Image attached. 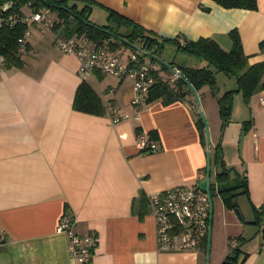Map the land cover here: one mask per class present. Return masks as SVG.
<instances>
[{"label":"crops","instance_id":"1","mask_svg":"<svg viewBox=\"0 0 264 264\" xmlns=\"http://www.w3.org/2000/svg\"><path fill=\"white\" fill-rule=\"evenodd\" d=\"M94 1L93 22L97 12L108 23L111 9L158 40L211 38L225 50L232 45L230 30L236 29L249 64L264 60V0H257L256 9L225 8L213 0ZM103 45L118 54L128 46L106 40ZM183 58L180 64L167 62L168 69L152 60L153 69L168 79L172 66L207 65L197 57ZM78 65L74 54L54 44L52 33L33 28L21 65H10L0 77V264H79L67 235L58 230L64 212L76 215L79 233L96 234L93 256L85 264H205L199 249H157L149 206L142 217L138 208L141 193L200 183L217 143L225 165L235 171L231 176H245L248 196H236L243 221L222 202L214 213L212 203L209 264H219L229 251L223 238L230 234L244 240L237 264H264V215L256 225L253 210L264 203V89L249 97L233 92L224 123L208 85L195 90L198 106L190 92L183 101L153 100L136 113L130 78L100 72L84 77ZM83 78L105 107L112 104L129 117L112 123L107 109L99 115L75 109V90ZM215 80L218 94L237 86L236 76L222 71ZM201 113L212 136L208 143L197 128ZM149 131L157 133L158 149L140 152L137 136Z\"/></svg>","mask_w":264,"mask_h":264},{"label":"trees","instance_id":"2","mask_svg":"<svg viewBox=\"0 0 264 264\" xmlns=\"http://www.w3.org/2000/svg\"><path fill=\"white\" fill-rule=\"evenodd\" d=\"M8 1H11L16 8L26 4V2H31L32 6L37 9L48 8L61 20L59 23L60 29L62 28L61 31L66 36H84L95 45H101L106 40L109 44L123 43L130 46L136 40L142 47L151 49L156 54L164 43L169 42L182 48L191 55L206 61L207 65L203 67L180 66L178 69L181 75L171 82H169V78L165 79L157 75L156 82L150 87L148 92V103L156 99H161L163 103H169L175 100L183 101L184 97L191 92L183 80L185 78L195 90H198L203 85L209 86L210 93L217 96L218 113L224 123L230 115L233 92L241 91L243 96L249 97L256 89H264V60L249 64L248 55L243 51L241 40L236 29L230 30L229 35L232 40V45L229 50H225L211 38H199L197 40L183 38L180 42L177 36L172 39L161 38L158 40L154 34L147 31L137 22L111 9H107L108 23L96 24L89 19L91 6L95 4L94 0H79L82 2L80 6L75 0H0V9ZM213 1L225 8H257V0ZM111 22L114 23L113 27L110 24ZM120 27H124L125 30L118 31ZM24 28V25H16L12 28L3 27L0 29V52L7 58L9 65H21V58L13 56L12 50ZM262 44L264 43L261 42V47ZM172 63L169 62L170 65ZM164 68L168 69L166 66L161 65V69ZM219 71L236 76L237 86L235 89L218 94L215 73ZM73 107L79 111L96 115L103 114L106 110L99 95L84 78L76 87ZM196 123L204 142V123L201 118H198ZM147 136L149 140L157 143L158 135L155 131H149ZM219 147L220 143H217L212 155V162L216 166V170L215 180L211 184L210 193H217L221 197L224 205L228 209H233L236 207L237 195L246 194L248 196L247 181L243 175L239 178L231 176L234 169L225 165ZM213 183L216 184V188H214ZM147 208L148 197L144 193H141L138 208L139 217L144 215ZM253 210L256 215L255 224L259 225L261 216L264 215V203H262L259 209L253 207ZM234 240H236L237 244L231 246L232 239L229 240V251L221 264H237L239 245L244 240L242 236H238V239L236 238ZM207 249L208 237H205L199 250L206 254Z\"/></svg>","mask_w":264,"mask_h":264},{"label":"built area","instance_id":"3","mask_svg":"<svg viewBox=\"0 0 264 264\" xmlns=\"http://www.w3.org/2000/svg\"><path fill=\"white\" fill-rule=\"evenodd\" d=\"M61 20L56 14L45 8H35L31 2L16 8L11 1L5 2L0 9V29L24 25L22 34L17 38L12 55L21 58L28 46L32 29L40 32H50L54 44L63 52L72 53L78 58V71L84 76L95 72L110 74L120 78L128 77L132 81V105L139 109L145 107L150 87L156 82L157 75L153 69L152 57L155 55L146 47H131V51L123 58L118 53L110 51L105 45H95L85 37L77 35L66 36L60 29ZM156 56V55H155ZM154 61V60H153ZM7 58L0 52V77L9 68ZM173 80L181 75L178 68L171 67ZM264 104V97L260 98ZM109 118L112 123L127 119V113H118L112 104H107ZM136 117V115H135ZM137 147L143 153H153L158 145L149 140L147 134L139 133ZM205 177V174H204ZM212 181L209 178V188ZM214 188L216 184L213 183ZM211 192V191H210ZM211 195V193H210ZM150 214L154 220L157 249L161 251L198 250L210 227L212 209L211 196L198 184L178 185L163 191L151 193L148 196ZM77 217L70 212H64L58 223V230L68 238L69 251L79 264L89 262L93 256L97 242L93 230L79 233L76 229ZM237 244L236 240L231 246Z\"/></svg>","mask_w":264,"mask_h":264},{"label":"rangeland","instance_id":"4","mask_svg":"<svg viewBox=\"0 0 264 264\" xmlns=\"http://www.w3.org/2000/svg\"><path fill=\"white\" fill-rule=\"evenodd\" d=\"M98 13L97 12H94V14H93V18H94V20H96V21H98V22H95L96 24H107L105 21H103L102 20V17L101 16H98ZM93 20V19H92ZM101 21H103V23H101ZM114 24V23H113ZM112 27H113V25H111ZM115 29H117V28H115ZM124 30V27H121V28H119L118 29V31H123ZM129 46V45H128ZM123 47V50H121L120 51V53H119V55H121L123 58H125L126 57V55L131 51V47H139L140 46V43L138 42V41H133V43H131V45L129 46V47ZM156 55V54H155ZM191 56V58L193 59V57L194 58H196V56H194V55H191L190 53H188V52H184V51H182V50H177L176 49V46L174 45V44H172V43H169V42H166L158 51H157V57H159L161 60H163L164 62H175L176 64H180V63H183V62H181V61H184L185 60V58H183L184 56ZM198 59V58H197ZM196 59V60H197ZM198 60H200V59H198ZM153 64H155L154 62H152ZM158 64V63H157ZM156 65V64H155ZM154 65V66H155ZM89 78H92V77H88V79ZM92 81V80H91ZM92 83H94L93 81H92ZM197 96V97H196ZM198 98V95H194L193 93H192V96H191V99H192V101H193V104H195L196 106H198V103H199V98ZM203 115V117H204V120H205V124H206V126H207V130H208V135H209V142L211 141V139H212V136H211V132H210V129H209V126H208V120H207V118H206V115L203 113L202 114ZM210 115V114H209ZM201 116V115H200ZM208 118H209V116H207ZM205 137H206V143H207V136H206V134H205ZM210 179L212 180V181H214L215 180V170H216V168H215V165H214V163L211 161V165H210ZM211 196V202L213 203V210H214V213H216V211H217V205H219L220 203L219 202H222L221 204H222V206H223V208H226V209H228V207H226L225 205H224V203H223V201H222V199H221V197L217 194V193H215V192H212V194L210 195ZM235 208H237V207H235ZM239 209V208H238ZM233 211V214H235V216H236V218H237V220L238 221H243V220H241L240 218H238V216L236 215V213L234 212V208L232 209ZM238 239V235H236V234H230L229 236H225L223 239H227V245L229 246V243H230V241L229 240H231L232 239V241L234 240V239ZM214 240H215V237H214ZM210 242V241H209ZM243 243V242H242ZM211 243H209V245H208V255H207V253L206 254H204L203 252H202V254H203V256H204V259H205V264L207 263V264H209L210 263V261H209V258H211ZM228 254V252L225 254V256L222 258V260L219 262V264H221V262L224 260V258L226 257V255Z\"/></svg>","mask_w":264,"mask_h":264},{"label":"water","instance_id":"5","mask_svg":"<svg viewBox=\"0 0 264 264\" xmlns=\"http://www.w3.org/2000/svg\"><path fill=\"white\" fill-rule=\"evenodd\" d=\"M150 57H152V59L155 62H157V63H159V64H161L163 66L170 67V65L168 63L164 62L159 57H157L155 55H152V54L150 55ZM183 80L187 84V86L190 88L191 92L194 95H196V91L192 87V85L189 83V81L186 80L185 78H183ZM200 115H201L202 121L204 123V131H205V134L207 136V143H208L209 142V135H208L207 126L205 124V120H204V117H203L202 113ZM209 178H210V168H209V155H208L207 156V166H206L205 177H204V179L200 183H198V186L201 189L205 190L207 192V194L209 195V197H210ZM234 212L236 213V215L238 216V218H240L241 220L243 219L238 208H234ZM211 217H212V209H211V214H210V222H211ZM210 229H211V226L209 227L208 236H207L208 237V245H209V239H210ZM207 255H208V249H207Z\"/></svg>","mask_w":264,"mask_h":264}]
</instances>
